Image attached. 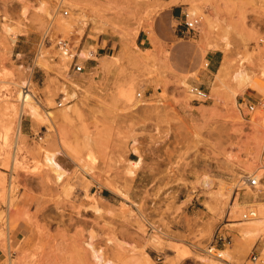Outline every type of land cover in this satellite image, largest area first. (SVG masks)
I'll list each match as a JSON object with an SVG mask.
<instances>
[{
    "label": "rangeland",
    "instance_id": "1",
    "mask_svg": "<svg viewBox=\"0 0 264 264\" xmlns=\"http://www.w3.org/2000/svg\"><path fill=\"white\" fill-rule=\"evenodd\" d=\"M177 3L200 17L196 31L168 0H0V264H95L88 241L116 264H208L201 253L225 264L207 252L223 233L225 258L251 264L264 237V205L253 201L264 195V0ZM60 40L76 54L67 71ZM27 78L42 114L72 105L70 120L53 130L23 109ZM70 81L82 91L68 102ZM130 87L136 106L120 93ZM43 149L58 152L62 181ZM249 176L262 178L257 189ZM249 207L263 220H244Z\"/></svg>",
    "mask_w": 264,
    "mask_h": 264
},
{
    "label": "bare ground",
    "instance_id": "2",
    "mask_svg": "<svg viewBox=\"0 0 264 264\" xmlns=\"http://www.w3.org/2000/svg\"><path fill=\"white\" fill-rule=\"evenodd\" d=\"M177 2H179V0H170V3H177ZM42 9H43V7H42ZM196 10L197 9H194L193 10V14H195L197 12ZM8 19L9 18L7 17V15H5L3 17V21L4 22H3V25L2 26H3L5 32L10 33L12 29L6 24V22L8 21ZM63 22L65 23V20ZM85 27H86V23L84 21H81V24H80L81 31L82 30L84 31L85 30ZM45 51L46 50L43 49V45L41 44L40 47H39V52H38L37 57H36V64L37 65H42L43 64L42 58L45 56ZM75 56H76V54H75L74 51L70 52L69 49H67L66 51L63 50V59H62V61L64 63V66H65V70L66 71L68 70V65H69L68 63H70L69 61L71 59H73ZM79 56L82 59H88V58H91L93 56V54L88 49H83L79 53ZM221 68H223V67H221ZM221 70H223V69H221ZM218 73H220V72H218ZM236 78H238L241 82H244L242 84V90H245L246 87L249 85V83L247 81L249 79V75L246 73V70H245L244 67H242V69H240L236 73ZM21 82H22V84H20L19 86L21 87V90H22L20 92L22 93L21 94V100H22L21 102H22L23 109L28 110V112L30 113V115L35 120H37V121H40V120L43 121L44 120L45 122L50 123L53 126L52 127L53 130H56L55 129L56 127H55V124H54L55 123V120H58V121H61V122H67V121L70 120V118L72 116V113L75 111L73 109L72 105H68L60 113V115L57 116V117L54 115V113L52 111H47L45 114H42L40 112V110H39L38 104L36 103V101L34 99V95L32 93L31 87H30V83H31L30 80L27 78V80L25 79V81H21ZM183 83H184V86L188 84L186 81H184ZM67 86L68 85H65L64 88H63V92H65V98L64 99L65 100H68V102H70L71 100H73V99H75L77 97V90H81L82 91V87L79 86V84L76 83V82H74V81H70V85H69L68 88H67ZM120 93H121V95L123 97V101L125 102V104H130L132 106H136V105H138V104L141 103V101L138 100L137 99V96H136V93L138 95V92H136L133 87H130L128 89H122L120 91ZM139 95H141V93ZM21 112H22V110H21ZM21 112H19V119H21L20 118V115H21L20 113ZM19 122H20V120H19ZM42 151L44 153V161H45V163L47 165H49L50 167H52V169L56 172V174H57V181L58 182L59 181H62L64 179V177L66 176V174H67V170L64 169V167L61 165V163L57 160V154H58V152H51V151H48L46 149H43ZM141 161H142L141 159L140 160H130V166L127 168V171H126V175L129 178L135 177L136 170L140 166ZM260 179H262V178H260ZM204 185L205 186H208L209 185V180H205L204 181ZM117 192H119V191H117ZM254 197L256 198L257 196H254ZM90 202H91L92 206L97 211H101V207L98 204V201H97L96 198L90 197ZM255 202H257L260 205H264V203H262L260 201H255ZM247 203L248 202H246V203H240L238 200H236L234 207H235L236 211H238V209H240L242 206L246 205ZM256 220L257 221H261L263 219L262 218H258ZM234 224H236V223H233V225ZM151 240L152 241H156V242L158 241L156 237H152V239H150V241ZM85 244H86L87 247H89L92 250V255H93L95 264H116L111 259L110 260H105V258L103 257V254L100 252V250H97L95 248V246L93 245V243L91 241H88ZM181 249H182V253H181L180 256H186L187 258H189L190 255H188V254H189L190 251H188V249H186V248H181ZM199 256H200V258H201L202 261L208 262V264H209L210 261H209V259L207 258V256L205 254L201 253Z\"/></svg>",
    "mask_w": 264,
    "mask_h": 264
},
{
    "label": "built area",
    "instance_id": "3",
    "mask_svg": "<svg viewBox=\"0 0 264 264\" xmlns=\"http://www.w3.org/2000/svg\"><path fill=\"white\" fill-rule=\"evenodd\" d=\"M64 14L67 15L68 11L65 10ZM183 15H185V20H184V26L187 29V31H196L197 26L200 24V17L190 15L188 12H182ZM59 45L63 50L69 49L68 43H66L63 40L59 41ZM75 58V57H74ZM75 72L78 73H84L86 72V67L85 65H79L75 64L74 66ZM192 92H194L196 95L201 97L203 100L207 101L209 99V95L207 92H205L203 89L200 87H193ZM243 101L241 102V104ZM246 105L248 106L249 110L252 112L255 110L256 104H253L252 102H246ZM261 179L258 178L257 176H249V179H247L248 185L250 186L251 189H257L258 185L260 184ZM258 217V209L256 207H249L247 210L243 213V219L244 220H253ZM231 242V237L230 235L223 233L219 236H217V239L215 242L210 243V245L207 248V252L218 259L224 261L225 264H233L230 262L229 259L225 258V250L227 247V244ZM247 261L250 262L251 264H264V237L261 238L260 242H257L254 244L250 254L247 257Z\"/></svg>",
    "mask_w": 264,
    "mask_h": 264
},
{
    "label": "crops",
    "instance_id": "4",
    "mask_svg": "<svg viewBox=\"0 0 264 264\" xmlns=\"http://www.w3.org/2000/svg\"><path fill=\"white\" fill-rule=\"evenodd\" d=\"M168 1H170V0H168ZM169 6H173L172 13H173L174 17L179 18L182 15L183 11L180 9V6L178 5V3L170 4ZM89 46H91V45H89ZM198 51L200 52V56H201V51L199 48H198ZM210 62H211V60H210ZM253 201H260V202L264 203V195L262 197H260L259 199H257V197H256ZM242 202L246 203L245 199H243ZM249 203H251V202H249ZM20 231H22L21 227H20ZM20 231L17 234V237H16L17 239H19V237L21 235Z\"/></svg>",
    "mask_w": 264,
    "mask_h": 264
}]
</instances>
